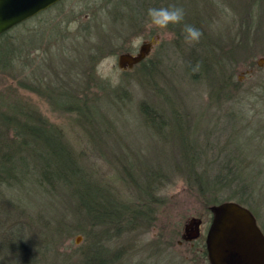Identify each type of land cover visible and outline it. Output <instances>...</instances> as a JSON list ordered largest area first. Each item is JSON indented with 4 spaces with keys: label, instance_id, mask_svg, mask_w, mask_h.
<instances>
[{
    "label": "rangeland",
    "instance_id": "1",
    "mask_svg": "<svg viewBox=\"0 0 264 264\" xmlns=\"http://www.w3.org/2000/svg\"><path fill=\"white\" fill-rule=\"evenodd\" d=\"M118 1L63 0L28 21L35 29L43 23V36L40 42L33 43L36 46L29 53L27 66L22 58L14 56L7 66H0V109L22 102L30 106L33 116L47 118L72 147L78 152L86 150L87 157L99 163L98 181L106 182L114 194L139 203L138 185L149 187L154 201L149 204L151 221L135 222V228L110 245L118 248L128 244L130 249L124 261L209 264L203 254L212 217L208 206L235 200L229 197L237 186L236 179L240 178L239 184L242 178L255 183L246 203L241 204L253 212L257 224L264 230V35H257L259 39H256L252 21L256 15L251 16L244 0H159L157 7L168 3L185 9V19L177 24L178 30L158 28L144 23V18L138 19L141 25L121 35L124 48L112 46L94 68L90 65L85 68L86 72L77 74L74 70L78 67L70 68L67 76L66 66L60 65L56 75L52 71L57 61L47 68L54 48L45 41L59 39L66 33V27L71 32L91 27L92 38L85 45L88 51L94 49L99 32L111 34L115 29L113 22L126 21L110 14ZM139 12L138 16L146 15L143 8ZM192 22L201 30V37L195 42L185 40L180 31L184 23ZM96 29L100 31L97 33ZM120 29L122 32V28L112 31ZM17 30L14 28L11 32L15 34ZM151 38L154 42L150 51L141 60L147 59L149 67H144L141 61L130 68L118 67L119 53L136 52L142 42ZM231 47L234 57L229 53ZM43 56L48 61L45 66L37 67ZM47 73L50 78L44 77ZM22 79L29 81L33 89L20 86ZM66 84L78 89L87 85L92 97L89 116L94 117L82 115L77 123L79 115L60 110L42 94L49 86L56 89ZM142 101L157 108L164 120L163 129H172L174 136L161 137L144 121L139 109ZM182 141L195 152L192 167L195 178L189 176V163L182 149L189 151L181 146ZM220 161H230L236 166L238 162L241 168L238 166L233 181L211 186ZM203 181L206 187L202 185L205 191L201 193L197 188ZM1 201L24 207L27 210L24 216H30L36 208V211L44 210L51 219H64L69 227H74L76 222V227L83 225L79 222L82 219L76 220L70 201H65L58 191H31L25 198L16 183L3 184ZM191 216L201 217V233L195 239L184 240L183 225ZM61 238L65 239L58 245L57 253L63 258L70 257L68 260L86 242L82 231L69 230ZM58 255L50 254L48 264H62ZM52 256L56 257V263H50Z\"/></svg>",
    "mask_w": 264,
    "mask_h": 264
},
{
    "label": "trees",
    "instance_id": "2",
    "mask_svg": "<svg viewBox=\"0 0 264 264\" xmlns=\"http://www.w3.org/2000/svg\"><path fill=\"white\" fill-rule=\"evenodd\" d=\"M123 1L119 0L110 12L114 18H126V21L112 23V27L115 28L112 30L122 28V32L120 29L119 31L111 30V34H104L99 32L100 29L98 33L96 29L99 42L94 49L88 51L85 42L92 38L90 36L91 27L77 28L74 32L66 27V33L59 39L45 41L46 44H50V48H54L51 52V59L46 63L47 68L53 66L51 63L57 61V67L51 68L52 71L56 75L60 65L66 66L67 71H64L66 76L70 72L68 70L70 68L78 67L77 70H74L75 74L86 72L85 68L90 65L94 68L107 50L115 47L124 48L121 37L131 31L130 28L133 26L141 25V23H137L138 19L140 21L142 18L146 19L144 23L147 24L149 22L148 8L158 6L160 3L159 0ZM244 4L249 7L251 16L256 15L252 21L253 28L256 29L255 37L259 39L258 36L264 35V0H244ZM164 6L171 5L167 3ZM118 7L123 9L119 10ZM142 8L146 13L143 17L138 16ZM36 16L27 18L0 34L1 67L11 63L13 56L22 58V63L27 66L26 60L29 59V53L36 46L33 43L40 42L43 36V23L37 26L38 29L27 24ZM89 16L91 18L92 15ZM189 24H193V22ZM14 28L18 29L15 34L11 32ZM165 29L176 31L178 27L177 24H170ZM180 31L182 36H185L183 28ZM79 39H82L81 42H78ZM123 39L126 38L123 37ZM75 41L78 42V45L75 44ZM53 43L55 46L52 45ZM112 46L113 48H111ZM229 53L234 57L232 47L229 49ZM46 61H48V57L43 56L37 67L45 66ZM200 62L201 64L205 63L203 59ZM142 64L144 67H149L147 59L143 60ZM44 77L50 78L48 73ZM67 78L71 79L69 76ZM21 85L26 89H33L29 81L25 82V79H22ZM262 85H264V81ZM42 94L46 95L50 102L60 110L79 115L77 123L82 115L89 119L94 117L89 116L91 110L89 102L91 103L92 97L87 85L80 89L67 84L63 88L56 89L49 86L47 91ZM20 103H13L4 108L5 110L0 109V186L3 184L11 186L16 183L25 198L31 194V191L49 193L58 191L65 201H70L76 220L77 218L82 219L79 222L84 226L76 227L78 224L76 222L74 227L71 225L69 227L64 219H51L44 210L43 212L39 209L36 211V208L30 216H24L27 211L24 207L11 206L9 203L1 201L0 264H48L49 255H58L57 247L65 239L61 237L69 230L72 233L82 231L86 242L80 249L74 251L71 256L74 261L72 258L68 260L70 257L63 258L62 254L58 255L62 264H129L124 261L125 254L130 249L128 244L118 248L110 245L121 238L124 233L135 228V222L140 220L148 223L151 221L153 216H151L152 210L149 204L154 201L151 199L150 195L152 194L149 187L138 185L141 195L139 203L134 199L114 194L106 182L98 181L99 163L90 160L86 150L80 149L78 152L66 138H63V133L56 126L50 124L47 118L34 114L36 120H33L34 112H31L30 106ZM139 109L144 121L155 132H159L161 137H165L166 134L169 135L168 137L174 136L173 132L175 131L172 129L170 131L167 128L163 129L164 120L160 118L157 108L155 109L151 104L142 101L139 104ZM97 112L98 110L95 111L94 108V113L97 114ZM83 128L86 130L87 125ZM182 137L187 141L184 135ZM185 141L184 144L182 141L181 146L186 147L189 153L182 149V155L186 163H189V176L195 178L192 168L195 163V152L187 146L188 141ZM236 163L240 167L238 162ZM238 166L233 165L230 161H220L215 167L211 186L233 181L238 174ZM239 179L235 180L237 186L234 187L235 191L229 199H235L245 204L247 194L255 183L242 178L239 184ZM202 185L206 187V183L203 181L198 184L197 190L204 193L205 189ZM84 227L89 228L84 230ZM111 228L113 229L111 230ZM203 254L206 256L205 244H203ZM50 263H56V257L52 256Z\"/></svg>",
    "mask_w": 264,
    "mask_h": 264
},
{
    "label": "water",
    "instance_id": "3",
    "mask_svg": "<svg viewBox=\"0 0 264 264\" xmlns=\"http://www.w3.org/2000/svg\"><path fill=\"white\" fill-rule=\"evenodd\" d=\"M56 1L0 0V34ZM153 42L151 38L142 42L136 52L119 53L118 67L130 68L140 62L148 55ZM208 209L212 217L204 242L209 264H264V232L247 206L235 200H224L209 205ZM201 221L198 216L189 217L183 225L182 238H197Z\"/></svg>",
    "mask_w": 264,
    "mask_h": 264
},
{
    "label": "clouds",
    "instance_id": "4",
    "mask_svg": "<svg viewBox=\"0 0 264 264\" xmlns=\"http://www.w3.org/2000/svg\"><path fill=\"white\" fill-rule=\"evenodd\" d=\"M149 23L158 28H165L170 24H179L185 19V9L182 5L152 6L147 10ZM183 31L185 40L189 42L198 41L201 30L193 24L184 23Z\"/></svg>",
    "mask_w": 264,
    "mask_h": 264
},
{
    "label": "flooded vegetation",
    "instance_id": "5",
    "mask_svg": "<svg viewBox=\"0 0 264 264\" xmlns=\"http://www.w3.org/2000/svg\"><path fill=\"white\" fill-rule=\"evenodd\" d=\"M61 1H63V0H57L56 2H54L53 4H51L49 7H47L45 10H47V9L53 7V6L59 5V4L61 3ZM45 10H42V11L38 12L37 14H35V15H33V16H36V15L42 13V12L45 11ZM33 16H32V17H33ZM138 63H139V62L133 64V66L136 65V64H138ZM200 218H201V217H200ZM201 220H202V219H201ZM201 223H202V221H201Z\"/></svg>",
    "mask_w": 264,
    "mask_h": 264
}]
</instances>
